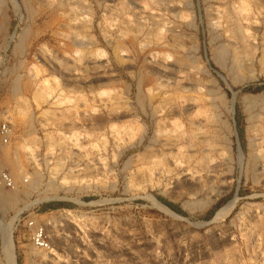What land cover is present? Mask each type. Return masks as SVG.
Instances as JSON below:
<instances>
[{
    "label": "rangeland",
    "instance_id": "rangeland-1",
    "mask_svg": "<svg viewBox=\"0 0 264 264\" xmlns=\"http://www.w3.org/2000/svg\"><path fill=\"white\" fill-rule=\"evenodd\" d=\"M3 123L16 264H264V0H0Z\"/></svg>",
    "mask_w": 264,
    "mask_h": 264
},
{
    "label": "bare ground",
    "instance_id": "bare-ground-1",
    "mask_svg": "<svg viewBox=\"0 0 264 264\" xmlns=\"http://www.w3.org/2000/svg\"><path fill=\"white\" fill-rule=\"evenodd\" d=\"M239 26V25H238ZM238 26H236V29H237V27ZM240 28V27H239ZM235 29V30H236ZM242 29V28H241ZM238 30V29H237ZM240 31V30H239ZM242 32V31H241ZM241 32H239L240 34H241ZM234 34V33H233ZM243 34H244V32H243ZM239 35V34H238ZM242 35V34H241ZM240 35V36H241ZM239 36V37H240ZM238 37V38H239ZM240 40V39H239ZM242 41L244 42V40L242 39ZM242 41H240L239 43H241ZM242 42V43H243ZM248 42H249V44H250V41L248 40ZM242 43H241V45H242ZM232 45V44H231ZM245 45V44H244ZM233 46V45H232ZM246 46V45H245ZM251 46H254V44L252 43V45ZM242 47V46H241ZM244 47V46H243ZM242 47V48H243ZM248 47V46H247ZM255 47H256V45L253 47V50L255 49ZM236 48V47H235ZM238 49V48H237ZM237 49H234V50H237ZM244 49V48H243ZM243 49H242V51H243ZM246 50V49H245ZM222 51V50H221ZM220 50H219V52H221ZM241 51V52H242ZM252 51V50H251ZM237 53V52H236ZM244 53V52H243ZM221 53H219L218 55H220ZM222 55V54H221ZM240 56V55H239ZM238 56V57H239ZM236 93H234V98H233V105H232V110H234V101H235V97H236V95H235ZM256 99H257V95H253V94H251V93H246V94H244L243 95V97H242V100H243V102H244V104H245V106H246V110H250V107H251V105L252 104H254V102H256ZM250 115V118L249 119H251V118H254V117H252L251 115V113L249 114ZM5 155V154H4ZM169 158V157H168ZM10 161V160H9ZM9 161L7 160V158L5 157V156H3L2 154H0V165L1 164H3L4 162V164H6V163H9ZM170 162V161H169ZM17 165V164H16ZM15 164H14V169L17 167ZM14 173L16 172V171H13ZM12 172V173H13ZM13 178H14V180L16 179L15 178V176H12ZM36 178H40V177H38V174L37 173H35V177H34V182L36 181ZM38 180V179H37ZM34 182H32V185H33V183ZM37 183V182H36ZM17 186V185H16ZM29 186V185H28ZM19 187L17 186V188L15 189V192H17V193H13V194H9V193H5V192H3V191H1V189H0V202H1V206H3V207H11L12 205H15V203H17V200H19V198H21V196H20V193L22 192H24L25 190L24 189H21L20 190V188L18 189ZM151 198H153L152 200H154L155 201V203H157L160 207H162L163 209H166V210H168V211H171L165 204H163L162 202H160L158 199H156L155 197H151ZM29 201V200H28ZM27 202V201H26ZM32 203L29 201V202H27L26 204H25V206L24 207H29L30 205H31ZM24 205V204H23ZM230 206H231V203L230 204H227V205H225L223 208H221L220 210H219V212L216 214L217 216H221V215H223V214H226V212L229 210V208H230ZM14 207V206H13ZM15 208V207H14ZM18 209V208H17ZM25 209V208H24ZM23 210V207L22 208H19L18 209V213L19 212H21ZM0 227L2 228V232H3V250L2 251H4L3 253H5V257H7L8 258V260L9 261H11V263L12 264H16V262H15V242H14V237H13V233H12V225H11V222H10V224H4L2 221L0 222ZM34 247V246H33ZM35 250H37L36 248H35ZM55 255L56 254H58V252L57 251H52ZM60 254V253H59ZM8 261V262H9ZM10 263V262H9Z\"/></svg>",
    "mask_w": 264,
    "mask_h": 264
},
{
    "label": "built area",
    "instance_id": "built-area-1",
    "mask_svg": "<svg viewBox=\"0 0 264 264\" xmlns=\"http://www.w3.org/2000/svg\"><path fill=\"white\" fill-rule=\"evenodd\" d=\"M0 136L4 143L9 142L12 136V129L9 123H3L0 126ZM1 182L8 189H14L16 187V182L12 177L10 171L8 170H3L1 172ZM22 213L24 212H21L19 214L18 220L22 219L20 217ZM38 218H39L38 216L34 215V216H30V218H27L26 220L27 228L30 230V238L32 245L37 250L51 252L55 248L53 246L52 235L48 228V221L40 220ZM56 227L57 229H60L61 224H58L57 222Z\"/></svg>",
    "mask_w": 264,
    "mask_h": 264
}]
</instances>
